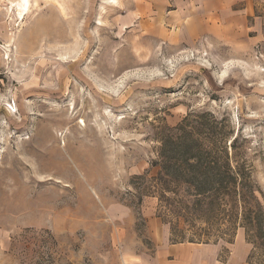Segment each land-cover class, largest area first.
<instances>
[{
  "label": "rangeland",
  "instance_id": "rangeland-1",
  "mask_svg": "<svg viewBox=\"0 0 264 264\" xmlns=\"http://www.w3.org/2000/svg\"><path fill=\"white\" fill-rule=\"evenodd\" d=\"M11 1L0 264H148L163 232L264 264V1Z\"/></svg>",
  "mask_w": 264,
  "mask_h": 264
},
{
  "label": "crops",
  "instance_id": "crops-1",
  "mask_svg": "<svg viewBox=\"0 0 264 264\" xmlns=\"http://www.w3.org/2000/svg\"><path fill=\"white\" fill-rule=\"evenodd\" d=\"M260 1L264 0H219L220 12H226V8L238 5L237 14H250L254 12V8ZM205 6L196 7L195 11L204 12ZM258 17V16H257ZM253 18L255 26L261 24V19ZM163 232V231H162ZM160 250L156 253V258L148 264H224L218 259L220 248L214 244L204 243L201 246H193L190 243H169L166 232L160 237ZM238 255L237 250L235 251ZM145 264V263H144Z\"/></svg>",
  "mask_w": 264,
  "mask_h": 264
},
{
  "label": "bare ground",
  "instance_id": "bare-ground-1",
  "mask_svg": "<svg viewBox=\"0 0 264 264\" xmlns=\"http://www.w3.org/2000/svg\"><path fill=\"white\" fill-rule=\"evenodd\" d=\"M15 6H17V8H15ZM13 8L16 10V14L21 17L23 12L29 8V0H18V2L11 1V9Z\"/></svg>",
  "mask_w": 264,
  "mask_h": 264
},
{
  "label": "trees",
  "instance_id": "trees-1",
  "mask_svg": "<svg viewBox=\"0 0 264 264\" xmlns=\"http://www.w3.org/2000/svg\"><path fill=\"white\" fill-rule=\"evenodd\" d=\"M205 163V162H204ZM202 167V164H200V168ZM204 168L205 169H209V168H211V165H210V163H205V165H204ZM206 182V181H205ZM222 182H220V184H221ZM204 185V186H203ZM222 186H227V184H221ZM201 186L202 187H212V186H208V185H205V184H202L201 183Z\"/></svg>",
  "mask_w": 264,
  "mask_h": 264
}]
</instances>
